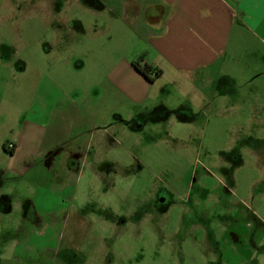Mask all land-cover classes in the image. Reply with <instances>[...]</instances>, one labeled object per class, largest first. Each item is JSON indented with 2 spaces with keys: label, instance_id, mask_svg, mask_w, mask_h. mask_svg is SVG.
<instances>
[{
  "label": "rangeland",
  "instance_id": "374dc122",
  "mask_svg": "<svg viewBox=\"0 0 264 264\" xmlns=\"http://www.w3.org/2000/svg\"><path fill=\"white\" fill-rule=\"evenodd\" d=\"M95 3L0 0L1 54L14 66L0 64L2 121L11 140L26 120L28 144L0 157V264H30V247L52 264H264V57L223 68L227 94L199 108L169 88L140 112L109 79L140 46L114 16L93 14ZM38 102L41 122L29 130ZM62 108L95 111L101 127L83 135L91 156L105 147L96 163L67 164L78 127L68 133Z\"/></svg>",
  "mask_w": 264,
  "mask_h": 264
},
{
  "label": "crops",
  "instance_id": "0c3cea01",
  "mask_svg": "<svg viewBox=\"0 0 264 264\" xmlns=\"http://www.w3.org/2000/svg\"><path fill=\"white\" fill-rule=\"evenodd\" d=\"M92 1L96 2L89 8L93 14L98 17L101 14L114 16L112 19L123 27L120 35L132 38L134 47L140 46L131 57L129 54L127 57L121 56V60L109 75L110 81L124 93L133 107H142L140 112H144L143 107L150 101L155 103L166 90L170 89L175 91V98L179 100L192 96L198 102L199 108L201 102L213 99L219 88L223 89L221 95L227 94L225 90L227 87L223 86L227 80L225 78L220 80L223 68L241 66L250 58L253 62L264 57V0ZM100 30L106 31V27ZM58 38L59 35L56 36V44ZM1 47L4 48L3 45H0V49ZM54 48L55 46H49L42 49L49 54L54 52ZM55 51L60 54L69 52L67 47L58 46ZM1 52L2 49L0 64L6 67V70L10 68L14 71L13 64L5 62ZM141 58L145 63L161 70V77L154 84L148 83L133 66V63ZM75 65L82 67V62ZM24 69L23 66L21 72ZM4 104V96L0 93V157L9 159L16 157L20 150L25 152L27 149L26 136H23L27 121L25 116L23 118L19 116L17 123L25 120L21 129L17 131L12 128L11 140L6 138L8 124L2 121ZM159 104L160 109L166 108L165 102ZM177 104H180V101ZM180 107H178L180 110L186 111L183 106ZM52 110L54 112H50V115L54 117V114L58 113L57 105H54ZM42 111L41 102H38L29 130L39 126L37 122H41ZM62 111L64 115L71 117L69 125L67 123L68 133H73L76 125L78 127L76 129L78 133L69 150L70 156L66 158L67 164L80 160L84 165L92 161L96 163L102 157L105 147L93 148L95 151L91 156L93 138L83 135L90 132L94 126L101 127L97 120L93 121L95 111L74 113V110L66 108ZM139 115L141 114L138 111L129 112L124 124L129 126L128 124ZM74 117H77L76 121ZM84 138H87L86 153L82 145ZM41 155L39 152L37 163H41L40 160L44 157ZM90 158L91 161L88 162ZM6 205L7 203L4 205L5 208Z\"/></svg>",
  "mask_w": 264,
  "mask_h": 264
},
{
  "label": "flooded vegetation",
  "instance_id": "af4514ba",
  "mask_svg": "<svg viewBox=\"0 0 264 264\" xmlns=\"http://www.w3.org/2000/svg\"><path fill=\"white\" fill-rule=\"evenodd\" d=\"M171 204L172 202L169 198V194L166 191H162L158 193L156 197V206L158 209H160L163 212H166L167 210H169ZM29 251H33L32 253L31 252L29 253L32 256L30 264H52V259H50L48 263H43V261L41 260V254H40L41 252L38 251L36 248H33L32 250V248L30 247ZM14 255L17 258L16 249ZM26 259L28 258H23V261H25L24 264L28 262Z\"/></svg>",
  "mask_w": 264,
  "mask_h": 264
},
{
  "label": "trees",
  "instance_id": "16d2710c",
  "mask_svg": "<svg viewBox=\"0 0 264 264\" xmlns=\"http://www.w3.org/2000/svg\"><path fill=\"white\" fill-rule=\"evenodd\" d=\"M133 66L150 84H154L161 77V70H158L152 65L145 63L144 59L142 58L133 63Z\"/></svg>",
  "mask_w": 264,
  "mask_h": 264
}]
</instances>
